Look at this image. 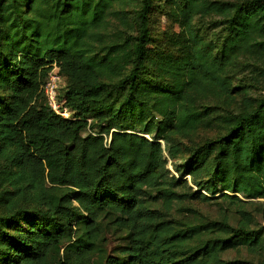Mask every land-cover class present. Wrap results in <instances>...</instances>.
<instances>
[{"label":"trees","instance_id":"1","mask_svg":"<svg viewBox=\"0 0 264 264\" xmlns=\"http://www.w3.org/2000/svg\"><path fill=\"white\" fill-rule=\"evenodd\" d=\"M166 2L157 39L155 0H0V264H92L103 214L104 264H256L224 254L264 248V0ZM195 198L240 217L171 216Z\"/></svg>","mask_w":264,"mask_h":264},{"label":"rangeland","instance_id":"2","mask_svg":"<svg viewBox=\"0 0 264 264\" xmlns=\"http://www.w3.org/2000/svg\"><path fill=\"white\" fill-rule=\"evenodd\" d=\"M156 1V11L154 16V33L158 38H162L167 33H171L174 31H178V25L174 22L173 12L169 9L166 0H155ZM159 41V40H158ZM158 41H153L150 44V49L153 51L161 50V46ZM254 96H264V87L260 88L253 92ZM215 133L214 128H202L200 129L194 140L197 142L205 141L208 138H211ZM186 154H181L176 159L177 162H182ZM169 169L172 172H177L174 170L171 160H168ZM187 179L189 180V185L193 188V190L197 189V186L194 185L190 181V176L187 175ZM178 191L180 193H184V191H190L187 187H179ZM205 193L204 190H201V193ZM74 204L77 205L76 202ZM187 208H190L189 211ZM249 209L250 207L247 206ZM195 215V216H194ZM227 215L230 216L233 224H236L238 221L240 214L237 212L235 206H229L227 203H215L213 201H204L199 198L195 199H187L180 203H174L173 210L171 212V216L188 219L194 218L196 219H219L222 216ZM114 219V215H101L100 217V243H99V251L97 254L92 256L93 261L92 264H104L107 257L113 255L116 247L120 244L124 243V233L121 231L120 227L111 222ZM259 226H264V218L262 214H260L257 218V222L252 225L254 228H258ZM225 258H244L253 261L258 264L259 262L264 260V248L261 249L260 252H252L248 250L246 247H240L238 249H231L225 252Z\"/></svg>","mask_w":264,"mask_h":264},{"label":"built area","instance_id":"3","mask_svg":"<svg viewBox=\"0 0 264 264\" xmlns=\"http://www.w3.org/2000/svg\"><path fill=\"white\" fill-rule=\"evenodd\" d=\"M62 77L59 73V68L54 65L43 85V92L47 103L59 114L64 117L70 116V111L63 106L62 100L59 98Z\"/></svg>","mask_w":264,"mask_h":264}]
</instances>
